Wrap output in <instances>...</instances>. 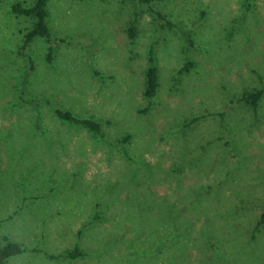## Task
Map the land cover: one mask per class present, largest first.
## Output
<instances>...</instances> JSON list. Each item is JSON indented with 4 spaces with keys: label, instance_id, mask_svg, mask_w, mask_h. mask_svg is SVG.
<instances>
[{
    "label": "rangeland",
    "instance_id": "obj_1",
    "mask_svg": "<svg viewBox=\"0 0 264 264\" xmlns=\"http://www.w3.org/2000/svg\"><path fill=\"white\" fill-rule=\"evenodd\" d=\"M32 1L0 0L4 264H264V91L238 100L264 88V0H47L21 48Z\"/></svg>",
    "mask_w": 264,
    "mask_h": 264
},
{
    "label": "trees",
    "instance_id": "obj_2",
    "mask_svg": "<svg viewBox=\"0 0 264 264\" xmlns=\"http://www.w3.org/2000/svg\"><path fill=\"white\" fill-rule=\"evenodd\" d=\"M141 4L149 5L153 1L160 0H137ZM47 0H33L30 5L23 6L19 2H14L10 5V12L14 16H24L32 19L31 27L24 32L22 36V43L20 45L21 48H24L34 37L39 36L41 38H45L47 41L49 40V30L47 27V16L48 13L46 11L45 5ZM157 16H160L159 12H156ZM161 17V16H160ZM134 20H131L128 23L126 33L129 39H133L135 35L134 29ZM49 50L47 52L48 56ZM151 52H149L148 62L149 65L145 68L144 71V88L143 95L147 99L152 98L155 95V90L157 86V70L152 64V58L150 56ZM48 58V57H47ZM190 62L186 61L182 67V70L187 68ZM264 88L261 89H252L248 92H243L239 97V101L248 105L253 111L256 109L259 99L262 96ZM55 115L65 121H69L75 124H79L91 132L98 133L99 125L97 122L91 119H80L73 117L70 113L60 111L58 109L54 110ZM264 224V208L261 211L257 225ZM23 251L19 244L8 241L4 238V243L0 246V264H4V261L13 255L19 254ZM79 255V252L76 249H72L71 252L67 253L69 258Z\"/></svg>",
    "mask_w": 264,
    "mask_h": 264
}]
</instances>
